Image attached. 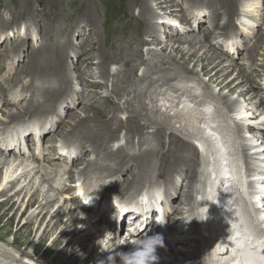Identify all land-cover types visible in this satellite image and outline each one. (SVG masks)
<instances>
[{"label":"bare ground","instance_id":"6f19581e","mask_svg":"<svg viewBox=\"0 0 264 264\" xmlns=\"http://www.w3.org/2000/svg\"><path fill=\"white\" fill-rule=\"evenodd\" d=\"M132 1L136 7H139L137 22L145 24V31L150 34L152 39L146 42L143 47L150 49L158 41L161 44L166 43L160 49L159 54L154 51L149 52L152 57L156 56V59L153 58L154 62L157 59L159 61L157 64L155 62L150 65V61L144 59L139 53L140 49H132L130 43H125L127 47H130V50L127 51V47L122 43L119 47L123 48L124 51L119 49L114 51L111 48L113 51L109 50L110 55L108 56L104 49L99 48L97 50V54L102 60L100 59L101 62L97 66L99 72L96 71V73H99V78L108 79L110 77L109 63H116V67H118L122 62L123 68L127 67L125 69L127 75L121 69L117 70L116 76L115 73H111V76L116 77V87L112 89V94H116L117 99L120 98L121 100L124 96H127V98L132 96L131 94L137 96L135 100L139 101L137 103L139 104L138 114L131 115L129 119L124 120L125 117L123 118L120 113L128 109L131 102H134V100H126L125 98V101L122 100L123 102L115 107L114 113H111L112 116H116L115 123L106 120L108 119L105 118L107 117L106 114L104 116L97 113L94 117L88 116L91 110L84 106H82L84 108L81 112L77 113L72 112L70 107L67 108L66 112L64 107L61 108L58 105L55 109H49L53 108L52 104L57 103L55 94L56 91H62L63 84L70 83L71 79L74 82V79L78 81L87 77L92 78L89 73L93 72L94 67V63L89 61L90 55L84 56L86 58L83 57V62L78 64L82 52L76 50L73 52V57H71L69 52L73 47L68 49L67 45L57 44L55 41L56 46L54 47L40 45V48H37L38 51H35L34 56L29 61L28 68L25 69V73H29L31 78L29 84L23 86L26 90L30 91V84L35 85L36 81L40 82V84H37L38 89L36 91L32 88L33 95L31 94L29 97L30 100L28 98L30 102L27 101V107L20 108L17 112L9 111L11 114L8 111H3V117L9 119L6 121L2 120L3 118L0 119V126L2 125L0 134L5 138V146L0 145V224L2 223L4 230L9 233L8 227L10 226L8 224L12 225L15 215L9 216L6 208L12 207V201L13 204L20 203L21 205L28 199L25 203V209L20 215L18 214L19 220L26 216L28 209L36 208V210L33 213L31 212L32 214L21 227V224L17 225L15 233L12 231L16 236L15 240L17 242L15 241V243H21L20 236L25 232L24 230L32 234L31 226L35 224L39 215L43 216L39 227L43 226L47 219L49 223L39 236L37 246L42 245L48 237H52L54 240L45 249L41 257H35L32 252L22 251V249H19V254H12V252L10 253L1 248L0 245V257L2 258L0 264H49L46 262L45 257L47 258L49 252L57 247L61 249L53 261H56L57 258L67 257L70 254L64 264H121L117 253L135 250L136 247H130L126 244L127 239L123 242L122 231H116L106 215L105 217H98L107 208L105 202H97L96 205L87 210L83 208L78 196L68 194V191L73 190V185L77 181H82V186L86 188H93L92 199L97 198L100 200L105 192L110 193V196L117 201L127 203L125 200H133L137 194L140 196L145 190H155V193L162 200V205L171 206L172 211L175 213L172 217H178L175 230L172 232L176 238V244L173 247L169 244L157 246L155 254L158 260L155 264H175L178 262L180 264H264V259L250 255L246 250L241 249L238 243H231L232 233L240 237L239 243L251 244L253 249L264 243V198L261 200V206L253 210L250 209L251 205L248 204L247 200L242 202L238 199L240 198L241 180L248 183L249 188L256 187L254 182L248 181L254 176H251V174L256 168L251 167V163L256 157L249 159L245 154L255 149L252 148L253 143L260 146L264 144V114L257 113L264 111V106H262L264 96L258 98L261 92L259 86H257V92L252 94V91H255V86L252 79H250V74H255V80L264 79V69H257L258 65L255 63V49L262 41L249 47L244 45L247 38L243 35H241V38L234 36L235 38L228 39L227 33L231 30L228 29L230 25L233 26L231 28L235 27L236 18L237 20H243L245 22L244 26H248V29L253 27L252 19L248 17L245 20L247 14H244L242 10L240 12H238V9L235 11L240 0H207L209 6L214 5L217 8L215 9L216 12L213 11V15L219 17V19L221 18L219 32L222 35V41L225 44H232L234 54L227 57L223 52L224 44L214 45L212 43L213 36L210 33L207 34L208 36L200 38L193 33L194 29L183 27L186 22L189 21V26L191 23V18L186 13L185 18L182 15L183 18L179 23L180 27L171 28L169 22L160 31L158 25L164 20L163 18L170 19L167 14L173 17L176 16V18L179 17L178 14L180 13L177 12L181 1L175 3V0H173L174 2L171 4L169 0H155V2H159L158 4H155L152 0ZM194 1L196 2V0ZM198 1L202 2V0ZM247 2V0H243L242 4L245 6ZM253 2L249 5L250 11L247 13H251L252 7L258 4L255 1ZM170 5L174 7L172 10L169 8ZM89 10H85L84 15L81 16L82 21L93 23L96 17L92 18ZM167 10H170V12ZM11 12L14 13V11ZM11 12L10 16H12ZM162 12H164L163 16L161 15ZM236 12L237 14H235ZM252 13H260V11ZM205 14L203 12L200 17L196 18L198 29H203L205 26L204 23L208 19ZM210 15L212 16L211 13ZM149 18L156 21H148ZM252 18L256 19L258 16ZM157 20L160 21L157 22ZM215 20H218V18ZM3 22L8 24L9 21L3 20ZM76 28L74 27L69 31L68 39L66 37L64 39L72 40L71 33ZM155 28L157 33L154 32ZM82 29L85 33L84 28ZM50 30H46V35H49V38L52 36ZM118 30L120 32V29ZM168 30L173 32H168ZM76 32L79 33L78 29H76ZM190 32L193 34H189ZM202 33L201 35H203ZM130 34L132 33L130 32ZM118 37L120 36L118 35ZM208 37L212 38L210 42L207 41ZM173 44H178V46L176 47ZM217 46H222L223 54L220 53L222 58L216 51L215 47ZM167 48H171L170 53L167 55L168 58H162L163 55L166 56ZM86 49L92 50L91 46L86 47L84 50ZM239 53L243 56L241 59L244 64L241 65L235 58V54L239 55ZM251 53H254V55H251ZM70 57L72 64L77 65L75 67L77 70L65 74V64H71L69 62ZM221 59L226 61L225 64L223 62L217 63ZM118 62L120 63L118 64ZM197 63L200 65L197 66ZM192 64H194L193 68L191 67ZM140 67L145 68V72L141 78H138L136 75ZM236 67L239 68L240 75H237L236 78L228 76L232 73L230 70L235 69L236 71ZM19 78L17 75H12L14 82ZM48 81L53 84V87L50 86ZM20 87H18V90H20ZM72 91L67 92V95L71 97ZM226 91H229V93L226 94ZM3 92L7 93L5 89H3ZM75 92L77 93L76 89ZM238 92L240 94L236 99L234 94ZM76 93L77 98L73 96V99H75V105L77 106L78 103L85 102L86 98L78 99ZM39 94L40 97H38ZM22 100H10L6 97L5 101L1 103L4 104L3 107H12L17 104V101L20 104ZM116 104L118 105V102ZM57 111L60 113H57ZM131 111L132 114H135V111ZM21 112L25 113L26 116L30 115L31 118H41L40 114L48 113H54L58 116L57 118L51 117L49 121H41L38 125H32L33 122H31L32 126L22 124L20 127L11 126V130H7L6 125L10 124V121L17 120L22 115ZM66 117H70V122H67L68 125L64 124ZM144 121H147V123H144ZM64 125L65 127H63ZM69 127L70 130L62 129ZM120 128L125 130L126 136L130 137L128 140L131 138H147V141H143L141 145H138V143L135 145L134 141L130 143L127 140L126 149H124V145L120 144L124 140L123 137L119 138L117 136V130ZM167 129L172 130L167 132ZM46 139L49 141L47 144ZM151 139H153L154 145L151 143ZM113 140H118L119 143L112 145L111 141ZM31 143L32 147L30 148ZM38 144L42 147L40 151L36 152V145ZM44 144L46 148H44ZM84 144H87L88 147H85ZM162 145H168L165 152L161 150ZM83 146V149L86 150L85 153L82 151ZM155 147L159 148L158 150H161V152ZM192 147L196 149L197 157H199L196 159L199 166L194 171H192L194 165L190 158ZM27 148L32 150L27 153L24 151ZM61 148H69L68 154L76 156L75 158L72 155L69 156L72 157L73 168L68 169V166H63L60 163L61 155H59V151H62ZM49 154L53 158H46L45 156L42 161V156L47 155L49 157ZM255 155L264 157V153ZM155 158H159V163ZM95 159L99 160L98 162L101 161V163L95 162ZM80 161L82 162L79 164ZM63 162L67 161L64 160ZM262 164L264 165V160ZM244 166L247 167V171H245ZM182 167H187L192 172L185 174ZM62 168L64 169L62 170ZM124 168L131 172L128 178L125 179L126 182L121 184L120 191L114 193L112 189L115 186L118 189V184L123 180L125 172L120 171H123ZM181 173L189 178V188L187 187L188 191L190 190L189 192L185 191L186 186L181 185L182 180H179ZM158 177H165L166 181L164 178L160 179ZM168 177L176 180L175 185L168 181ZM58 182L65 183L60 185ZM177 186L183 187L181 195L180 190L178 194ZM10 188H13L16 193L4 199L3 195ZM258 188V190L263 189L260 191L264 194V186L260 184ZM66 191L67 194L63 195L62 193H66ZM23 193H25V196L20 201ZM82 194H85V192H82ZM178 195L180 199L176 198L174 201L178 200L177 204L179 205L172 200ZM71 206L74 207V210ZM4 207L5 209H3ZM158 207L159 204L147 199L142 209L139 210L150 212ZM175 208H177V212ZM76 210L80 213H77ZM129 211L127 210V212ZM127 215L129 216L121 223L123 228L128 225L133 227V223H135L133 220L132 224H128L132 221L131 218L135 216V213L132 212ZM6 218H8V224L3 223ZM255 236L258 241L252 242ZM24 238L27 239L23 243L27 245L29 243L28 237L25 236ZM7 245L12 246L11 243H7ZM228 250H233V257L229 253L225 254ZM109 255L114 257L113 261H109L112 259Z\"/></svg>","mask_w":264,"mask_h":264},{"label":"rangeland","instance_id":"374dc122","mask_svg":"<svg viewBox=\"0 0 264 264\" xmlns=\"http://www.w3.org/2000/svg\"><path fill=\"white\" fill-rule=\"evenodd\" d=\"M152 1L155 4L159 3L157 1L155 2V0H152ZM169 1H170V4L172 2H174L173 0H169ZM179 1H181L180 2V6H178L179 11L177 12V13H180V14H178L179 17L176 18V16L173 17L172 15L167 14L168 18L170 17V19L163 18L164 20L161 21L159 23V25H158V26H160L159 27L160 31L163 30L164 29L163 27H166L169 22H170L171 28H175L177 26L180 27L179 23H180L181 19L183 18V16L185 18V13H186V15L189 16V18H191V23H190L191 27L189 26V21H188V23L186 22V24H184L183 27H186V28L188 27L190 29L191 28L194 29L195 31L193 33L198 35L200 38H203L202 36H208L209 33H210L211 36H213L212 37L213 38L212 43H214V45L215 44H218V45L221 44L222 45V43L224 44L223 45V52H224V54L227 55V57H230L231 54H234L233 49L231 47L232 44L231 45L230 44H225L222 41V35H220V32H219V25H221V18L219 19V17L213 15L214 14L213 11L216 12L215 9H217L214 5L213 6L212 5L209 6V4H207L208 3L207 0H202V2H199L198 0H196V2L194 0H175V3H179ZM247 1L248 2L245 3L246 5L244 6L242 4L243 0H240L239 6L235 9V11H237V9H238V12H240L242 10V12L244 14H247V16L245 15V20L248 19V17L251 18L252 19L251 22H252V26L253 27H250V29H248L247 28L248 26H244L245 22L243 20H237V18H236L235 27L231 28L233 26L230 25V27L228 28V29H231L230 31H227L228 39H233V38H235L234 36L241 38V35H243V37L247 38V41L245 40V44L244 45H246V46L248 45L249 47L250 46H254L256 43L262 41L259 44V46L255 49V52H256L255 53V58H256V62L255 63L259 67V68L257 67V69H261L262 70V69H264V65H263L264 64V62H263L264 61V0H247ZM253 1H255L258 4H256L255 6L252 7L253 11L251 10V13H247V12L250 11L248 7H249V5L254 3ZM133 3L134 2L132 0H87V1L86 0L85 1L84 0H0V109H2V107L4 105L1 102H4L6 97L9 98L10 100L18 99V101H19V99H23L20 104L17 101V104L12 106V107H8V106L3 107L2 111H0V119L3 118L2 120H5V121L7 119H9V118L3 117L4 116L3 111H6V112L8 111V113L11 114V112H9V111L17 112V111H19L20 108L23 109V108L27 107V103H28L27 101L30 100L29 97L31 96V94L33 95L32 88L36 91L38 89V87H37L38 85L37 84H40V82L36 81V83H35L36 86L34 84L33 85L30 84L29 85L30 91L26 90L24 87L29 84V81L31 80V78L29 77V73L28 74L25 73V69L28 68L29 61L34 56L35 51H38V49L40 48V45L44 44L47 47L48 46L49 47L50 46L54 47V46H56L55 43H57V44L61 43V44L67 45L68 49H71V47H73V49H71L70 52H69L71 57H73V54H74L73 52L76 51V50L78 52H82V54H80L82 56L80 57V61L78 62V64L83 62V57L84 56H89L90 55L89 56L90 57L89 61L90 62L92 61L94 63V65H93L94 67H93V70H92L93 72L91 71L93 74L89 73V75H91L92 78L87 77L86 79H79L78 81H76L74 79V82H72V79H71L70 83L63 84L64 87H62V91H60V92L56 91L57 93L55 94L56 95V99H57V103L54 104V105L50 104L53 108H49V109H55V107H57V105H58L61 108L64 107L66 112H67V108L70 107L72 112H76L77 113V112H81L82 108L85 107V108L91 110V112L88 113V116L94 117L97 113L98 114L100 113V115H104V116L106 114L107 117H105V118H108L106 120H109L110 122L115 123L116 116L115 115L112 116L111 113L112 114L114 113L115 107H118L123 102L122 100L125 101V99L126 100L128 99V100H131V101L134 100V102H131L128 105L129 106L128 109H126L124 112H121L120 115L123 118L125 117L124 120L126 121L127 119L130 118L131 115L138 114L137 110L139 109V104H137V103H139V101L135 100L137 98V96H134L133 94H131L134 97L129 96L127 98V96H124L122 98V100H121L120 98L117 99L116 94H114V95L112 94V89L116 87V77L111 76L112 75L111 73H115V76H116L117 70L121 69V70H123V73H126V75H127V72L125 70L127 67L123 68V63L122 62L121 63L118 62V64L120 63V65L118 67H116V63H113V64L109 63V67L108 68H109L110 77L108 79H101V78H99V75H98L99 73H96V71L99 72V70L97 69V66H98L99 62H101V60H102L100 58V56L97 54V50H99V48L101 50L104 49L107 52L106 55L108 56V55H110V51L109 50H112V49L114 51H116L117 49H119L120 51H124L123 48L119 47V45L122 44V43H124L123 45H125V46H126L125 43H128V44L130 43V47L132 49H137V50L140 49L139 53L141 54L142 57H144V59H146L147 61L148 60L150 61L149 62L150 65L154 64L155 62H156V64L158 63L159 59L155 60V62H154V59H156L155 58L156 56L152 57V54L149 55L150 54L149 52L150 51H154L155 53L159 54L160 53V49L166 43L161 44L158 41V42H155V46L150 48V49L148 47H143L146 42L151 41L152 39L150 37V34H147L146 31H145V24L143 22H141L140 24L137 22L138 19H139V15H138L139 7L138 6L136 7V5L133 4ZM192 3H194L196 5H193ZM201 3H204V4H201ZM169 8L172 10V8H174V7H171V5H170ZM89 9H92V10H89ZM10 10L14 11V13H12ZM85 10L86 11L89 10V14L91 15L92 18L96 17L94 19L96 21L93 20V23H86L85 21H82L83 19H82L81 16L84 15L83 13H85ZM258 10L260 11V13H252V12H257ZM132 11L135 12V13L132 14L133 13ZM167 11L170 12V10H167ZM10 12L12 13V16H10ZM18 12H19V14H18ZM203 12L206 13L205 15H207L208 19H206V21L204 23V25H205L204 28L203 29L202 28L198 29L197 26H196V18H198V16L200 17L201 14H203ZM210 13L212 14V16L210 15ZM235 14H237V12ZM155 15L157 16L158 14H155ZM161 15L163 16L164 12H162ZM208 15L210 16V18H209ZM257 16H258V18H256ZM252 17H255L256 19H253ZM173 18H175V19H173ZM214 18L215 19L218 18V20H215ZM2 19L5 20L6 22L9 21L8 24L3 22ZM231 19H233V18H231ZM110 20H111V22H110ZM150 20L152 21L153 18H149L148 19V21H150ZM119 21H120V23H119ZM154 21H156V20H153V22ZM159 21L160 20H157V22H159ZM58 24H59V26H58ZM114 24H116V25H114ZM111 25H112V28H111ZM59 27L62 28V29H60ZM74 27L75 28L76 27H80V28H76V29H78L79 33L76 32V29H74L73 32L71 33V39L73 41L70 40V39L67 40L68 39V35H69V31L72 30ZM121 27H122V29H121ZM82 28H84L85 33H84ZM48 29H51L50 31H52L50 33L52 35L51 38H49V35H46L47 34L46 30H48ZM110 29H112L113 31L112 30L109 31ZM118 29H120V32H119ZM127 29H129V30H127ZM27 31H28V33H27ZM125 31H126V33H125ZM129 31L132 34H130ZM169 31L171 33L173 32L172 30H168V32ZM106 32H107V34H106ZM154 32L157 33L156 28L154 29ZM202 32H204V33H202ZM64 33H66V34H64ZM193 33L190 32L189 34H193ZM201 33L203 35H201ZM111 34L112 35L114 34V35L112 36ZM217 34H219V35H217ZM118 35L120 37H118ZM127 35H128V37H127ZM122 36H124V37H122ZM260 36H262V37H260ZM65 37L67 39H64ZM212 38L208 37L207 41L210 42V39H212ZM116 40L118 41V43H117ZM54 41H55V43H54ZM73 43H74V45H73ZM173 45H175L176 47L178 46V44H173ZM210 45H211V43H210ZM16 46H17V48H16ZM90 46H91L92 50H89V49L88 50L87 49L84 50L86 47H90ZM141 46H142V48H141ZM130 47L126 48L127 51L130 50ZM215 48H216V51L219 54L220 53L223 54L222 46H217ZM170 51H171V48H167V50H166L167 54H166V56L163 55L162 58H166L167 59L168 58L167 55L170 53ZM221 54H220V56H221ZM244 54H246V52H244ZM67 55H68V53H67ZM251 55H254V53H251ZM235 56H236L235 57L236 60L239 61V65L244 64V62L241 59L243 56L240 55V53H239V55L235 54ZM71 57L69 58V62H71ZM84 58H86V57H84ZM220 58H222V56ZM221 60L217 61V63L223 62V64H225L226 61L225 60L221 61ZM182 62H184V61L182 60ZM135 63H133V64L134 65L138 64V63H136V64ZM189 63L191 64L190 61H189ZM194 64L191 65L192 68H193ZM65 65H66L65 66L66 69L64 71L65 74H67V72L69 73V71L71 73V72H73V70H77V69H75V67L77 65L76 64H72V62L69 65L67 63ZM199 65L200 64L197 63V66H199ZM170 71H171V69H170ZM230 71H232V73H230L228 76H231V77L233 76L232 78H236L237 75L238 76L240 75L238 67H236V71H235V69L234 70L232 69ZM144 72H145V68H141L140 67V69L138 70L136 76L138 78H141L142 75L144 74ZM12 75L13 76L17 75L20 78L16 82H14L13 79H12ZM119 76L121 77V75H119ZM120 77H119V79H120ZM250 77H251L250 79H252L253 85L255 86L254 87L255 91H252V94H255L257 92L256 90H258L257 86L261 87L260 82H261L262 79L260 78L259 80H255V74L254 75L250 74ZM107 80H108V83H107ZM257 81H258V83H257L258 85L256 84ZM93 82H95V83L92 84ZM48 83H50V82L48 81ZM68 85H70V87H68ZM19 86H21L20 90H18ZM50 86L53 87V84L50 83ZM89 87H91V88H89ZM3 89H5L7 91V93H4ZM72 89H74V91H72ZM75 89L77 90V93L75 92ZM50 90H51V88H50ZM68 91L69 92H71V91L73 92V93H71V97L69 95H67ZM75 93L78 94V99L79 98L80 99L81 98L82 99L86 98L85 102L82 101L81 103H78L77 106H76L75 105L76 104L75 103V99H73V96H75L77 98ZM228 93H229V91H226V94H228ZM53 94H54V92H53ZM238 94H240V92L234 94L236 99H237ZM135 95H137V93H135ZM38 97H40V94L38 95ZM28 98H29V100H28ZM116 102H118V105L116 104ZM83 103H85V104H83ZM262 105L264 106V102H263ZM82 106H84V107H82ZM5 108H6V110H5ZM10 108H11V110H10ZM131 110L135 111V114H132ZM68 111H69V109H68ZM57 113H60V112L57 111ZM260 113L264 114V111L263 112L259 111L258 114H260ZM117 115H119V114L117 113ZM39 116H42V117L41 118H36V117L31 118L30 115L26 116L25 113H22V115H20L18 117L19 120L17 118L18 121L17 120H13L12 122L11 121L9 122L10 124L6 125L7 130L10 131L11 130V126L20 127L22 124H26V125L30 126L31 122H33L32 125H38V124L41 123V121L42 122L43 121H49L51 117H54V118L56 117L57 118L58 115L54 114V113H48V114H42V115L40 114ZM69 118L70 117H66V119L64 120V121H66L64 123L65 125H68V123L70 122ZM144 123H147V121H144ZM254 123L256 124V122H254ZM65 125L63 127H65ZM1 126H0V129L2 128ZM57 129H58V126H57ZM62 129L63 130L64 129L65 130L66 129L70 130V127L69 128H62ZM59 130H61V129H59ZM167 130H168L167 132H171L172 129H170V131H169V129H167ZM149 132H151V131H149ZM117 136L119 138L123 137L124 140L120 144L124 145V149H126L125 147H126V144H127L128 141H130V143L134 141L135 145L137 143H138V145H141V143H143V141L144 142L147 141V138H144V139L131 138V139L128 140V138H130V137L126 136V132L122 128L117 130ZM4 139H5L4 136L2 134H0V145L4 143ZM50 140H52V139H50ZM75 141L76 140L74 139V142ZM152 141H153V139H151V143H153ZM45 142L47 144L49 141L46 139ZM117 142L119 143L118 140H113V141H111V144L113 143L112 145H117L116 144ZM166 143H167V141H166ZM153 145H154V143H153ZM84 146L88 147L87 144H84ZM84 146L82 147L83 153L86 152V150L83 149ZM162 146H163V148L161 150L163 152H165L168 149L167 148L168 145H165V146L162 145ZM31 147H32V143L30 145V148ZM145 147H143V149H145ZM44 148H46L45 144H44ZM156 149L158 150L159 148H156ZM31 150L32 149H29V148L24 149V151L27 152V153H29ZM136 150H137V148H136ZM161 150H158V151L161 152ZM107 151L111 152L110 150H107ZM88 153H89V151H88ZM190 154H191L190 158H191V160L193 162V165H194V168L192 169V171H194V169L197 170L196 168H197V166H199V164H197L198 162H196V159H198L199 157H197L198 153H197V151H196V149L194 147H192V153H190ZM45 156H46V158H53V157L50 156V154H49V157L47 155H44V156H42V161H43V159H45ZM72 157L75 158L76 156L72 155ZM194 157H195V159H194ZM64 158L60 156V160H61L60 163L63 166H68V169L73 168L72 163H70L71 159L70 158L66 159L67 157L65 159ZM64 160L65 161L67 160L68 162H63ZM155 160L159 163V158H155ZM98 161L95 159V162H98ZM81 162L82 161H80L78 163L80 164ZM98 163H101V161L98 162ZM109 163H112V162H109ZM30 164H31V162H30ZM156 165L158 166V164H156ZM132 168H134V167H132ZM59 169H61V168H59ZM63 169L64 168H62V170ZM182 170H183V172L185 174H189V173L192 172L187 167H182ZM120 172H125V174H124V176L122 178L123 180L120 181V184H118L119 188L116 189L117 186H115L112 189L114 191V193H118L120 191L121 184L126 182L125 179L128 178V176H129L131 171H128L127 168H124V170L123 171L121 170ZM182 174L183 173H181V177H180L179 180H182V184L181 185L186 186L185 191L187 190L186 192H189L190 191V190L188 191V188H189L188 179L189 178H187L186 175H184V174L182 175ZM158 178H160V179L164 178L165 181H166L165 177H158ZM79 179H81V178H79ZM168 179H169L168 181L170 183H172V185H175V181L176 180H173V178H170V177H168ZM89 181H91V180H89ZM158 181H161V180H158ZM64 183L65 182H61V183L58 182V184H60V185H63ZM177 187H178V194H179V190H180V195H181V191L183 192V187H181V186H177ZM105 188L106 187L104 186V189ZM144 192H147V190H145ZM14 193H16V192L13 191V188H10L7 191V193L5 195H3V198L6 199V198L10 197V195H12ZM71 193H72V191L71 192L68 191L69 195ZM62 194L63 195L67 194V191H66V193L63 192ZM71 195H73V193ZM103 195L104 196H102V197H107V196H109L111 194L104 192ZM138 195L139 194H137L136 197H138ZM24 196H25V193L21 194L20 201L24 198ZM176 198L180 199L179 195L176 196L175 198H173L172 200L174 201V200H176ZM16 200H18V199L16 198ZM27 201H28V199H26V201H24V204L22 203L23 205L22 204L20 205V203L13 204V201H12V203H11L12 207L6 208L8 210V211L7 210L6 211L9 214V216L10 215L11 216L15 215V218H14V222L12 223V225L7 223L8 218L4 219V221H3L4 224L6 223V224H8L10 226V227H8V229L10 231L9 233L6 232V230H4L2 223L0 224V235H1V237H0V245H1V248L6 249L10 253L12 252V254H19V251L22 249V251L26 250L28 252H32L35 255V257H41V255L45 251V249L54 240V238L48 237L46 239V241L42 245L37 246L38 245L39 236L41 235V233L45 229L46 225L49 223V220L47 219L46 223L43 226L39 227L40 223H42V217H43L42 215H39V217L37 218V221H35V224H33L31 226V229L33 230L32 234H30L29 231L24 230L25 232H23L21 234V236H20L21 237V239H20L21 243H19V244L15 243L16 236H15L14 233L16 232L17 225L21 224L20 225V227H21L23 225V223H25L27 221V219L30 216V214H32L36 210V208L30 209V210L28 209V212H27L26 216L23 217L21 220H19V215L25 209V206H26L25 203ZM177 201H174V203L177 204ZM177 205H179V204H177ZM69 207H70V205H69ZM71 208H72V206H71ZM170 208H171V206H170ZM3 209H5V207ZM175 209H176V212H177V208H175ZM77 213H80V212L77 211ZM100 224H102V223H100ZM25 236L28 237V241H29V243L27 245L23 243V241H25L27 239V238H24ZM7 243H11L12 246H8ZM16 247H19V248H16ZM60 249H61L60 247L53 248V250L49 252V255L47 256V258L45 257L46 262H48L49 264L50 263L51 264H64L66 262L67 257L70 256V254L67 257L57 258L56 261H53L54 257L57 256V254L60 251ZM0 259H2V258L0 257Z\"/></svg>","mask_w":264,"mask_h":264},{"label":"clouds","instance_id":"9594fccd","mask_svg":"<svg viewBox=\"0 0 264 264\" xmlns=\"http://www.w3.org/2000/svg\"><path fill=\"white\" fill-rule=\"evenodd\" d=\"M136 246L134 251L117 253L121 264H155L158 260L155 254L156 248L157 246H163V240L160 236H145L139 240ZM109 257L112 259L108 260L113 261L114 257L111 255Z\"/></svg>","mask_w":264,"mask_h":264}]
</instances>
